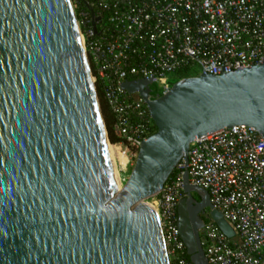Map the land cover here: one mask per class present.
<instances>
[{"label": "water", "instance_id": "1", "mask_svg": "<svg viewBox=\"0 0 264 264\" xmlns=\"http://www.w3.org/2000/svg\"><path fill=\"white\" fill-rule=\"evenodd\" d=\"M95 32L93 10L82 0ZM126 81L155 132L115 185L107 137L70 0H0V264H169L158 219L142 202L178 164L176 230L190 264H206L201 216L233 231L187 182L188 145L222 128L264 142V63L183 78L151 97Z\"/></svg>", "mask_w": 264, "mask_h": 264}, {"label": "built area", "instance_id": "2", "mask_svg": "<svg viewBox=\"0 0 264 264\" xmlns=\"http://www.w3.org/2000/svg\"><path fill=\"white\" fill-rule=\"evenodd\" d=\"M75 8L76 2L75 0ZM96 9L95 32L88 12L76 19L93 87L112 116L109 143L125 158L116 165L122 187L141 141L153 126L126 81L151 80L157 96L172 81L217 76L264 63V0H86ZM72 6V5H71ZM195 68V75H188ZM187 74L182 77L181 74ZM187 182L206 191L210 205L233 231L228 239L207 218L200 233L206 264H264V142L237 125L188 145ZM182 164L151 201L169 264H190L176 230Z\"/></svg>", "mask_w": 264, "mask_h": 264}, {"label": "trees", "instance_id": "3", "mask_svg": "<svg viewBox=\"0 0 264 264\" xmlns=\"http://www.w3.org/2000/svg\"><path fill=\"white\" fill-rule=\"evenodd\" d=\"M83 1H86V0H83ZM75 2H76V8L74 9V14H75V17L77 18L78 14L80 12H87V10H86L84 4L82 3V0H75ZM92 10H93L94 14L97 13L95 8L92 7ZM181 76L186 77L187 74L182 73ZM149 89L151 90L152 95L157 94L156 88L154 86H150ZM94 91H95V95H96V99H97V103H98V107H99V111H100V116H101V119L103 122V126H104V130L106 133L107 140L109 143H114V142H116V138L113 136L112 131H111V126H112V122H113L112 116L110 115L109 110L106 106V103L104 102V100L102 98V94H101L99 87L95 85ZM154 132H155V128H154V126H152L150 129V135L153 134ZM173 173H174V170L170 174L169 178L172 176ZM201 219L203 220V223L206 222V220L203 216H201ZM186 258H187V256H186Z\"/></svg>", "mask_w": 264, "mask_h": 264}, {"label": "bare ground", "instance_id": "4", "mask_svg": "<svg viewBox=\"0 0 264 264\" xmlns=\"http://www.w3.org/2000/svg\"><path fill=\"white\" fill-rule=\"evenodd\" d=\"M107 150H108V154H109V159H110V163H111V168H112V172H113L115 185H116L117 190L119 191L121 188H120V185L118 184V181H117V178H116V175H115V168H114L113 160L118 161V164L120 166H123L124 163H125V158L120 153H118L116 150H114L112 148L108 147ZM142 202H145L152 209V211L154 212L153 205H151V204L149 205L145 200L142 201ZM154 214H155V212H154Z\"/></svg>", "mask_w": 264, "mask_h": 264}, {"label": "rangeland", "instance_id": "5", "mask_svg": "<svg viewBox=\"0 0 264 264\" xmlns=\"http://www.w3.org/2000/svg\"><path fill=\"white\" fill-rule=\"evenodd\" d=\"M70 2H71V5H72V9H73V12H74V9H75V4H74V1L73 0H70ZM74 16H75V14H74ZM190 71H188V75H195L196 74V69L195 68H193V70H192V68H190L189 69ZM174 82H176V81H174ZM173 81L170 83V85H172L173 83H174ZM150 86H154V85H150ZM155 87V86H154ZM113 164H114V168H115V175H116V177L118 178H120L121 179V174L118 172V170H117V168H116V165H118L119 167H122V166H120L119 164H118V161H115V160H113ZM117 173V174H116ZM120 188H122L121 186H120ZM153 197H151V198H148V199H146L145 201L150 205H152V203H151V201L153 200L152 199Z\"/></svg>", "mask_w": 264, "mask_h": 264}, {"label": "flooded vegetation", "instance_id": "6", "mask_svg": "<svg viewBox=\"0 0 264 264\" xmlns=\"http://www.w3.org/2000/svg\"><path fill=\"white\" fill-rule=\"evenodd\" d=\"M149 94L151 97H155L156 95H152L151 90L149 89Z\"/></svg>", "mask_w": 264, "mask_h": 264}]
</instances>
